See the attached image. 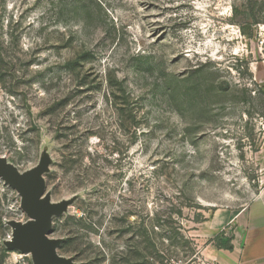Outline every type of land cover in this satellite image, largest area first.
<instances>
[{
    "label": "rangeland",
    "instance_id": "374dc122",
    "mask_svg": "<svg viewBox=\"0 0 264 264\" xmlns=\"http://www.w3.org/2000/svg\"><path fill=\"white\" fill-rule=\"evenodd\" d=\"M52 159L57 254L76 264L190 260L216 209L264 186V0H0V157ZM9 221L0 181V264Z\"/></svg>",
    "mask_w": 264,
    "mask_h": 264
},
{
    "label": "water",
    "instance_id": "95a60500",
    "mask_svg": "<svg viewBox=\"0 0 264 264\" xmlns=\"http://www.w3.org/2000/svg\"><path fill=\"white\" fill-rule=\"evenodd\" d=\"M51 164L47 147L41 150L37 165L23 172L9 163L6 157H0V181L15 190L20 198V209L27 216L25 222H7L11 238L3 245L8 250L30 256L32 264H76L72 257L57 254L64 239H52L49 235L53 219L66 214L80 195L52 202L44 178L50 172Z\"/></svg>",
    "mask_w": 264,
    "mask_h": 264
},
{
    "label": "crops",
    "instance_id": "0c3cea01",
    "mask_svg": "<svg viewBox=\"0 0 264 264\" xmlns=\"http://www.w3.org/2000/svg\"><path fill=\"white\" fill-rule=\"evenodd\" d=\"M202 255L216 264H264V186L242 209H216L204 224ZM217 243L231 249L218 247Z\"/></svg>",
    "mask_w": 264,
    "mask_h": 264
},
{
    "label": "built area",
    "instance_id": "2783aa9c",
    "mask_svg": "<svg viewBox=\"0 0 264 264\" xmlns=\"http://www.w3.org/2000/svg\"><path fill=\"white\" fill-rule=\"evenodd\" d=\"M159 264H216V263L214 261L206 259L202 255V253H199L190 260L172 258V259H166Z\"/></svg>",
    "mask_w": 264,
    "mask_h": 264
},
{
    "label": "trees",
    "instance_id": "16d2710c",
    "mask_svg": "<svg viewBox=\"0 0 264 264\" xmlns=\"http://www.w3.org/2000/svg\"><path fill=\"white\" fill-rule=\"evenodd\" d=\"M215 240H216V245L218 246V247H225V248H227V249H231V247L230 246H228V245H220L219 243H217L218 242V240H219V236H216L215 237Z\"/></svg>",
    "mask_w": 264,
    "mask_h": 264
}]
</instances>
